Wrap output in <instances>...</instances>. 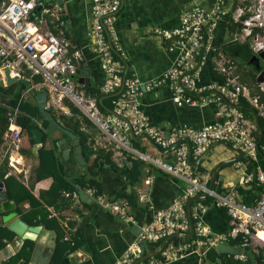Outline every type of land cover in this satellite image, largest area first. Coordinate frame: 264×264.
Instances as JSON below:
<instances>
[{
	"label": "built area",
	"instance_id": "built-area-1",
	"mask_svg": "<svg viewBox=\"0 0 264 264\" xmlns=\"http://www.w3.org/2000/svg\"><path fill=\"white\" fill-rule=\"evenodd\" d=\"M120 0H91L88 21L89 42L100 58L103 79L98 84L101 94L109 95L110 106L101 110L96 99L84 92L78 82L81 50L66 33V19L57 0H0V68L25 83L27 89L41 88L47 109L68 113L65 100L78 108L113 147L92 139L93 147L111 150L117 155L128 152L149 165L160 168L185 181V186L167 206L154 208L148 222L140 225L131 240L112 264H129L150 251L148 244L161 242L172 233L156 253L134 264H164L187 252L201 254L207 247L237 238L236 251L226 252L233 258L246 259V249L257 263L264 262V170L258 165L245 174L254 178L259 193L252 203L241 201L233 186L222 191L208 188L210 172L195 171L188 160L202 157L213 141H223L242 152V156L256 160L257 139L255 125L239 108L243 98L264 122V84L256 83L258 92L239 80L235 72L238 59L226 53L220 44L212 43L213 27L217 22H239L234 38L248 41L252 54L264 52V0H213L209 7L199 4L186 6L178 13V24L171 28H157L156 34L168 49L177 48L170 65L157 77L139 80L126 74L125 56L113 27ZM219 80L198 84L200 66L205 59ZM264 59V57H263ZM262 59H260V62ZM243 64V63H242ZM264 66V63H261ZM256 74V73H255ZM166 86L175 104L216 107L217 120L199 126L182 123L162 128L150 122L141 106L139 95ZM16 107L7 110V124L3 131L6 143V163L10 171L23 170L19 154L20 134L14 121ZM149 138L159 148L173 151V160L151 156L131 143V138ZM237 160V159H236ZM149 182L148 178L143 179ZM94 196L91 188L84 189ZM206 193L229 216L228 228L219 232L209 229L201 219L206 204L195 198L189 204L192 223L190 235L185 203L189 197ZM142 195V194H141ZM143 195L141 196V198ZM113 215L129 219L124 202L99 200ZM171 237L179 239L172 241ZM154 249V250H155ZM156 254V255H154Z\"/></svg>",
	"mask_w": 264,
	"mask_h": 264
},
{
	"label": "crops",
	"instance_id": "crops-1",
	"mask_svg": "<svg viewBox=\"0 0 264 264\" xmlns=\"http://www.w3.org/2000/svg\"><path fill=\"white\" fill-rule=\"evenodd\" d=\"M57 1L60 2L61 11L66 19V33L81 50L78 82L82 88L83 85L97 87L103 79V67L99 56L89 42L88 21L91 0ZM212 2L213 0H120L113 27L124 52L129 73H133L141 81L162 74L174 60L178 49L166 48L155 30L176 26L178 13L186 6L196 3L209 7ZM212 32L213 44L230 39L222 22H217ZM212 72L210 61L207 58L199 68L197 83L205 84L219 80L218 74ZM17 95L31 97L39 108L47 109L41 88L27 89L25 83L17 79L14 74L0 68V101L5 106L10 98ZM139 100L148 120L162 128L182 123L199 126L217 120L214 104H175L170 99L166 86L150 92H141ZM64 114H69V112ZM246 118L252 121L256 128V122L250 113ZM49 120L44 146L54 148L57 157L62 162L64 175L67 178H73L85 169L76 137L58 118ZM23 140V147L28 148V141L25 138ZM137 141L140 150L151 156L167 161L173 160L172 150L159 148L146 138L137 137ZM32 148L33 142L30 145V152L19 153L23 170L15 174L7 166V173L18 176L29 187L32 194L37 196L40 190L48 188L51 179L50 177L40 179L33 177L37 159L36 150ZM109 151L116 164L127 162L124 154L117 155ZM7 152L6 143L3 141L0 146V159L7 156ZM204 154L207 155L206 159L202 161L201 157L197 164L208 170L211 175L212 168L217 161L235 156L236 153L226 146L225 142L213 141L206 147ZM150 166L144 161L141 180L128 183L113 171L111 165L102 164L98 170L100 194L90 196L81 189L73 194L69 201H59L54 207L46 205L49 214L54 215L62 226L65 236L74 235L80 241L79 245L67 252L57 264H112L125 246L133 240L140 225L149 221L152 210L167 206L179 195L185 186V181L160 168ZM216 173L221 188L226 189L237 184L244 188L250 187L248 180L245 179V165L239 159L219 164ZM145 178H148L149 182H144ZM120 193L124 196H120ZM99 200L124 202L125 210L130 218L125 219L113 215L101 206ZM23 205L26 206V203ZM10 216L18 215L9 212L3 216V221ZM201 219L210 230L215 232L222 231L225 226L219 206L212 199L207 202ZM33 240L34 245L27 264H46L54 245L55 231L41 226L37 238ZM20 243L21 239L15 235L4 247L0 248V261L12 254ZM222 251L234 252L236 247L229 244V241L221 242L205 248L201 254L195 251L187 252L182 257L164 264H215L218 261V253Z\"/></svg>",
	"mask_w": 264,
	"mask_h": 264
},
{
	"label": "trees",
	"instance_id": "trees-1",
	"mask_svg": "<svg viewBox=\"0 0 264 264\" xmlns=\"http://www.w3.org/2000/svg\"><path fill=\"white\" fill-rule=\"evenodd\" d=\"M239 26V22H226L228 38L231 39L237 35ZM70 40L73 41L71 38ZM234 70L238 74L239 80L244 82L251 92H258L257 84L254 81L255 72L250 66L238 62ZM126 74H129L128 69ZM83 89L86 94L96 99V103L101 110L109 108L111 96L101 94L98 86L83 85ZM65 103L69 109V114L56 113L51 109L41 110L33 98L20 95L10 98L5 106H0V146L3 142L2 134L7 124V110L11 107H16L17 112L15 113L14 121L18 125L20 134L19 153L27 154L30 152V145L33 142L30 129L34 126L40 127L43 130V135L41 137V145L36 149L37 162L34 167L33 177L35 179L50 177L51 179L48 188L40 190L38 195L35 196L18 176L7 173L6 156L0 159V181L3 184V192L5 197L13 202L11 209L0 211V248L4 247L15 236V233L3 222L4 215L14 212L29 225L40 224L44 228L55 231L54 245L46 264H57L67 252L73 250L80 243L79 239L75 238L74 235L65 236L62 226L54 215L49 214L50 212L46 205L54 207L59 201H69L72 195L81 189L91 188L94 195L100 194L98 170L102 164L111 165L113 171L118 176L123 177L125 182L128 183L139 182L143 176L144 161L134 154L124 152L127 162L118 165L112 160L109 150H105L102 147H93L91 133L88 130L92 123L71 102L65 100ZM239 108L245 117L249 113L251 117L253 116L256 122L255 132L257 139L256 160H250L245 156L240 157L239 160L244 163L246 174L253 171L257 165L264 170V122L259 116L254 114L255 110L243 98H240ZM55 117L69 127L79 145L85 169L73 178H67L64 175L62 162L57 157L54 148L44 146L49 119ZM24 138L28 141V148L23 147ZM131 143L135 147L139 146L136 138H131ZM148 166L150 165L148 164ZM192 167L195 171L203 169L199 164ZM248 184H250V187L247 188L238 184L232 188L241 201L250 204L257 197L260 187L254 178L248 180ZM214 189L218 191L224 189L219 186L217 178L215 179ZM121 195L124 196L123 193H120ZM209 199V196H205L200 198L199 201L207 204ZM24 203H26V206L23 205ZM219 209L225 224L223 230H225L229 226V216L223 206H219ZM177 239L179 238L171 237L170 240L175 241ZM237 240V238L231 239L229 244L234 245L238 242ZM159 243L158 241L148 244V250H154ZM33 245L34 240L22 239L19 247L7 258L1 260L0 264H27ZM245 252L247 253L246 259L233 258L231 255L227 256L223 251L219 252L218 261L215 264H264V262L257 263L253 259V253L250 250L246 249Z\"/></svg>",
	"mask_w": 264,
	"mask_h": 264
},
{
	"label": "water",
	"instance_id": "water-1",
	"mask_svg": "<svg viewBox=\"0 0 264 264\" xmlns=\"http://www.w3.org/2000/svg\"><path fill=\"white\" fill-rule=\"evenodd\" d=\"M220 47L226 53H228L229 55H231V56L235 57L236 59H238L239 62L250 66L252 68V70L256 73L255 77H254V81L256 83H263L264 84V66H262V64L260 62V59H262V63H264V59H263L264 52L263 51H259L257 54H252L250 52V49H249L248 41L245 40V41H240L239 42L237 39H229V40L223 41L220 44ZM126 68H127V65H125L124 71L126 70ZM99 101H100V98H99ZM0 106H4L3 102H1V101H0ZM40 109L42 110L41 107H40ZM68 131L71 132L70 130H68ZM30 133H31V137H32V140H33V148L32 149L36 150L37 147H39L41 145V137L43 135V130L40 127H38V126H34V127H32L30 129ZM145 138L148 139L149 141H151L149 138H147V137H145ZM225 145L228 146L229 148L233 149L236 154H235V156L219 160V161H217L214 164V166L212 168V171H211L210 178H209V183H208V188L209 189H212L213 186H214L215 179H216V174H217L216 173V168H217V166L219 164L225 163V162H229V161H233V160H236V159H239L240 157H242V152L239 149L234 148L231 145H228L226 142H225ZM204 153H205V151L202 153V156H203ZM188 160H189V162L192 165H196L198 163V159L190 160L189 159V154H188ZM205 196H206V193H201V194L189 197L186 200L185 209H186V213H187L188 218H189V204H190V201L192 199L203 198ZM12 205H13L12 200L7 199L5 197V194L3 192V184H2V181H0V211L1 210L10 209L12 207ZM3 222L21 240L25 239V238H28V239H31V240L37 238V234H38V232H39V230L41 228L40 224L29 225V224L25 223L19 216L7 217V218H5V220ZM191 232H192V223H191V220L189 218V228H188V231L184 233V235L188 236V235L191 234ZM175 234L176 233H172V234L167 235L166 237H164L161 240V242L159 243V247H162L164 245V243L166 242V240L170 236L175 235ZM157 251H158V249H155V250L150 251V252H148V253H146L144 255H141L138 258L134 259L129 264H134L135 262L143 259L144 257H146L148 255H151L153 253H156Z\"/></svg>",
	"mask_w": 264,
	"mask_h": 264
},
{
	"label": "rangeland",
	"instance_id": "rangeland-1",
	"mask_svg": "<svg viewBox=\"0 0 264 264\" xmlns=\"http://www.w3.org/2000/svg\"><path fill=\"white\" fill-rule=\"evenodd\" d=\"M262 63V61H261ZM88 130L90 131V133L92 134V137L95 138L98 142H102L105 144L106 147L110 148L113 147L112 143H107L106 139L102 136V134H100L99 130L96 128V126H94L93 124H91L90 128H88ZM207 157V155H203L201 160H205Z\"/></svg>",
	"mask_w": 264,
	"mask_h": 264
}]
</instances>
